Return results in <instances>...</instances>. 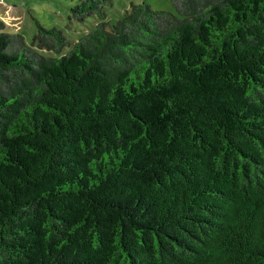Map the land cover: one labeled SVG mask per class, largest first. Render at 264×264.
I'll return each mask as SVG.
<instances>
[{
    "label": "trees",
    "instance_id": "trees-1",
    "mask_svg": "<svg viewBox=\"0 0 264 264\" xmlns=\"http://www.w3.org/2000/svg\"><path fill=\"white\" fill-rule=\"evenodd\" d=\"M169 1L0 10V264H264V0Z\"/></svg>",
    "mask_w": 264,
    "mask_h": 264
},
{
    "label": "rangeland",
    "instance_id": "rangeland-1",
    "mask_svg": "<svg viewBox=\"0 0 264 264\" xmlns=\"http://www.w3.org/2000/svg\"><path fill=\"white\" fill-rule=\"evenodd\" d=\"M81 0H0V10L6 16L3 21L16 28L25 43L46 57L66 54L87 32L100 21L113 24L129 9L131 3H147L156 11L175 13L169 0H105L100 15L89 14L82 21L75 19L70 8ZM45 28L55 27L66 39V46L58 53L38 49L33 42L36 24Z\"/></svg>",
    "mask_w": 264,
    "mask_h": 264
}]
</instances>
